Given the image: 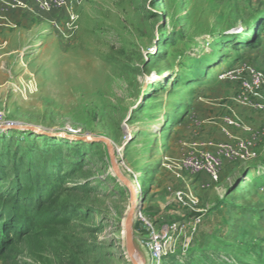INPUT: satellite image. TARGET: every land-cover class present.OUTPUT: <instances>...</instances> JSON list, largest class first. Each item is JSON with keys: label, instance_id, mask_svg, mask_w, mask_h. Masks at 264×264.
Returning <instances> with one entry per match:
<instances>
[{"label": "rangeland", "instance_id": "rangeland-1", "mask_svg": "<svg viewBox=\"0 0 264 264\" xmlns=\"http://www.w3.org/2000/svg\"><path fill=\"white\" fill-rule=\"evenodd\" d=\"M73 7L74 21L59 10L1 11L0 185L41 193L52 221L49 235L23 238L0 264H131L122 234L128 193L105 146L77 135L108 137L140 184L142 213L160 230L175 225L176 250L153 264H264V112L234 105L238 87L221 79L244 66L264 69L263 50L238 45L254 30L232 36L263 23L264 44V0H76ZM230 109L256 140L240 128L222 137ZM34 126L58 132L32 138ZM236 139L250 141L254 156H222L218 182L178 168L196 147ZM187 187L196 206L176 198Z\"/></svg>", "mask_w": 264, "mask_h": 264}, {"label": "built area", "instance_id": "built-area-1", "mask_svg": "<svg viewBox=\"0 0 264 264\" xmlns=\"http://www.w3.org/2000/svg\"><path fill=\"white\" fill-rule=\"evenodd\" d=\"M76 1V0H75ZM74 0H0L1 11L7 9L28 10L30 7H36L38 10L49 12L52 10L65 11L70 20L76 18L73 4ZM5 7V8H4ZM264 54V46L262 48ZM221 79H228L235 82L238 92L233 96V104L245 106L259 112H264V69H257L251 66H244L242 69L227 71L222 74ZM222 133L228 137H233L231 129L240 128L244 131H250L253 140L258 135L253 133L251 127L239 118L236 111L230 109V114L220 122ZM77 134V133H76ZM251 142L245 139H236L235 142H224L214 145L213 143L204 144L196 147L193 153L184 157L178 165L181 171H186L192 175L207 174L213 182L221 179L223 161L222 156L230 161L249 160L254 154ZM187 190L178 191L176 198L180 203L196 206L197 197L193 194L190 187ZM155 221L157 220L156 217ZM137 220L143 225L139 232L143 238V246L148 249L152 262H160L164 257L176 250L175 225L163 226L160 230L158 225L149 216L144 215L142 210L138 213ZM200 223L197 219L192 224L194 230Z\"/></svg>", "mask_w": 264, "mask_h": 264}, {"label": "trees", "instance_id": "trees-1", "mask_svg": "<svg viewBox=\"0 0 264 264\" xmlns=\"http://www.w3.org/2000/svg\"><path fill=\"white\" fill-rule=\"evenodd\" d=\"M260 23L258 28L251 26L243 27L242 33L233 34V37L242 36L246 30L253 29V36L250 40H240L238 45L240 48L243 46L248 47L246 50H262L260 31L262 30ZM231 35L226 38H232ZM240 38V37H239ZM32 138L44 137L30 132ZM36 139V140H37ZM84 143V142H82ZM0 185V258L7 260L11 258L16 250L17 244L25 237L32 235L40 236L43 234L49 235L51 231L47 229L51 218H47L45 213L47 198L41 193H35L30 196L23 194L21 189H12L11 187L3 188ZM49 214V213H48ZM139 231V230H138Z\"/></svg>", "mask_w": 264, "mask_h": 264}, {"label": "water", "instance_id": "water-1", "mask_svg": "<svg viewBox=\"0 0 264 264\" xmlns=\"http://www.w3.org/2000/svg\"><path fill=\"white\" fill-rule=\"evenodd\" d=\"M14 125V127L17 128L22 127L20 124ZM8 128L9 127L1 129L8 130ZM27 129L30 130L31 127H27ZM74 138L79 142L92 144L101 143L105 146L109 167L113 173V176L120 183V185L125 188L129 196V207L125 213L122 232L124 253L131 264H148V254L146 253L142 243L143 238L141 233L136 228L137 216L142 210L145 197L142 190L138 187L132 176L128 174L124 163L122 162L121 158L118 157V152L108 137L103 135H77ZM138 201H140V203H138Z\"/></svg>", "mask_w": 264, "mask_h": 264}, {"label": "bare ground", "instance_id": "bare-ground-1", "mask_svg": "<svg viewBox=\"0 0 264 264\" xmlns=\"http://www.w3.org/2000/svg\"><path fill=\"white\" fill-rule=\"evenodd\" d=\"M30 130H31V132L35 131L36 133L35 132H33V133H35L37 135H42V134L54 135V134H56L58 132L57 128L49 129V128L40 127V126H34ZM111 173H112V171H111ZM136 184L140 188V186H139L140 184H138L137 182H136ZM138 203H140V201H138ZM146 253L148 254L147 251H146ZM148 264H153V262H152V260H151V258L149 256V254H148Z\"/></svg>", "mask_w": 264, "mask_h": 264}, {"label": "crops", "instance_id": "crops-1", "mask_svg": "<svg viewBox=\"0 0 264 264\" xmlns=\"http://www.w3.org/2000/svg\"><path fill=\"white\" fill-rule=\"evenodd\" d=\"M4 8H5V7H4ZM5 9H7V7H6ZM4 11H5V10H4ZM15 13H16V12H14V14H15ZM17 14H18V13H17ZM17 14H16V15H17ZM246 111H247V110H246ZM221 136H222V135H221ZM222 137L227 138L228 136H225V135H224V136H222ZM228 138H229V137H228Z\"/></svg>", "mask_w": 264, "mask_h": 264}]
</instances>
